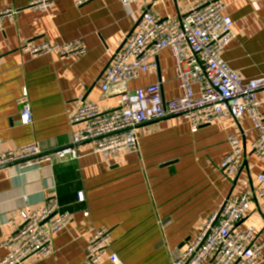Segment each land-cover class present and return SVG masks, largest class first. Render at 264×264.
<instances>
[{
    "label": "crops",
    "instance_id": "1",
    "mask_svg": "<svg viewBox=\"0 0 264 264\" xmlns=\"http://www.w3.org/2000/svg\"><path fill=\"white\" fill-rule=\"evenodd\" d=\"M203 1L222 2L233 21L236 38L222 60L245 81L264 77V0H155L148 9L162 21L179 20ZM146 5L93 0L76 7L74 0H57L48 11H38L28 7V0H0V11H18L0 30V153L33 144L46 152L68 146L69 118L79 97L105 111L117 107L119 97L102 92L105 71ZM75 41L85 48L76 57L22 52L26 45L63 46ZM161 80L165 100L181 96L171 50L160 53L157 72L144 74L129 86L135 90ZM24 89L33 116L30 125L20 119ZM193 89L198 95V87ZM258 98L264 114V90ZM229 136L237 137L246 151L243 169L232 182L220 169L230 154ZM255 139L249 116L238 121L227 117L195 133L188 121L169 118L143 125L138 150L120 153L112 161L82 144L75 162L2 167L0 260L8 254L3 243L22 226L23 215L56 198L60 211L72 214L73 222L55 237L51 257L27 264H86L94 229L110 232L109 253L121 264H174L228 199L260 188L257 177L263 167L251 151ZM80 193L83 203L77 198ZM250 226L258 241L264 240V197L253 202L239 224L241 229Z\"/></svg>",
    "mask_w": 264,
    "mask_h": 264
},
{
    "label": "built area",
    "instance_id": "2",
    "mask_svg": "<svg viewBox=\"0 0 264 264\" xmlns=\"http://www.w3.org/2000/svg\"><path fill=\"white\" fill-rule=\"evenodd\" d=\"M57 0H28V7L48 11ZM93 0H74L80 7ZM137 1L146 3L135 29L125 37V46L113 55L102 83L104 95L116 94L117 107L103 110L98 104L79 97L78 108L70 115L71 141L66 147L50 152L38 144L0 153V168L18 166L20 169L48 165L53 167L80 159L79 146L90 144L94 153L112 161L120 153L138 150L139 129L149 123L175 118L190 123L195 133L202 127L231 117L241 120L249 116L256 131L251 145L253 156L262 164L257 177L258 189L245 190L228 199L218 218L215 214L187 250L175 258L174 264H261L264 240L258 241L254 226L241 229L239 224L251 212L253 202L264 197V114L258 93L264 90V77L245 81L222 60L224 50L236 38L233 21L220 1H203L179 20L162 21L149 12L155 0H122L125 6ZM17 10L0 11V30L6 20H13ZM171 50L175 61L181 96L165 100L163 81L139 89L130 83L142 75L159 70V55ZM22 52L33 56L55 54L76 57L84 54L81 41L57 46L49 43L26 45ZM198 87V95L194 92ZM21 123L30 125L33 116L29 96L23 90L19 100ZM230 154L222 161L224 177L234 181L241 173L245 148L234 136L228 138ZM78 201H85L82 193ZM85 213V216H88ZM22 226L3 243L7 256L0 264H27L41 262L54 253V239L73 222L70 213L60 211L56 198L30 214L23 215ZM111 235L107 229H94L89 240L86 264H121L115 254H110Z\"/></svg>",
    "mask_w": 264,
    "mask_h": 264
},
{
    "label": "water",
    "instance_id": "3",
    "mask_svg": "<svg viewBox=\"0 0 264 264\" xmlns=\"http://www.w3.org/2000/svg\"><path fill=\"white\" fill-rule=\"evenodd\" d=\"M124 46H125V42H123V44L121 45V47L118 49L117 53H119L123 49ZM221 212H222V210H220V212L218 213V218L220 217Z\"/></svg>",
    "mask_w": 264,
    "mask_h": 264
}]
</instances>
